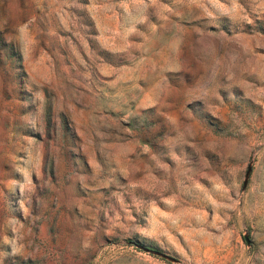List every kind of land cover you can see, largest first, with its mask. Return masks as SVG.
<instances>
[{"label": "rangeland", "instance_id": "rangeland-1", "mask_svg": "<svg viewBox=\"0 0 264 264\" xmlns=\"http://www.w3.org/2000/svg\"><path fill=\"white\" fill-rule=\"evenodd\" d=\"M0 264H264V0H0Z\"/></svg>", "mask_w": 264, "mask_h": 264}, {"label": "water", "instance_id": "water-1", "mask_svg": "<svg viewBox=\"0 0 264 264\" xmlns=\"http://www.w3.org/2000/svg\"><path fill=\"white\" fill-rule=\"evenodd\" d=\"M251 172H252V164H250V166H249V168H248V170H247L246 176H245L244 186H243L244 189L247 187V184H248L249 179H250V176H251ZM244 237H245V240L247 241L248 245H251L252 240H251V238H250L249 233H245V234H244ZM135 244H136L139 248L144 249V250H146V251H149V252H151V253H153V254H156V255H158V256H161V257H163V258H165V259H167V260L174 261V262L179 261L176 257H174V256H172V255H170V254H167V253H165V252H163V251H161V250H159V249L152 248V247H150V246H147V245H144V244H141V243H138V242H135Z\"/></svg>", "mask_w": 264, "mask_h": 264}, {"label": "trees", "instance_id": "trees-1", "mask_svg": "<svg viewBox=\"0 0 264 264\" xmlns=\"http://www.w3.org/2000/svg\"><path fill=\"white\" fill-rule=\"evenodd\" d=\"M131 242L135 244V242H133V241H131Z\"/></svg>", "mask_w": 264, "mask_h": 264}]
</instances>
